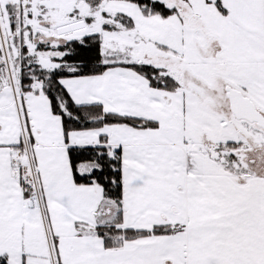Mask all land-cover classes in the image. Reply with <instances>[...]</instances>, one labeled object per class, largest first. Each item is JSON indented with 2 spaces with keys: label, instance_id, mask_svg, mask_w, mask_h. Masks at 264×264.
<instances>
[{
  "label": "snow or ice",
  "instance_id": "6c2138e0",
  "mask_svg": "<svg viewBox=\"0 0 264 264\" xmlns=\"http://www.w3.org/2000/svg\"><path fill=\"white\" fill-rule=\"evenodd\" d=\"M0 264H264V0H0Z\"/></svg>",
  "mask_w": 264,
  "mask_h": 264
}]
</instances>
